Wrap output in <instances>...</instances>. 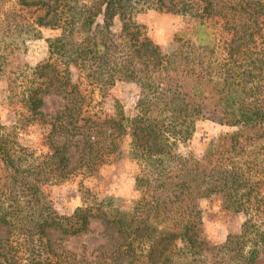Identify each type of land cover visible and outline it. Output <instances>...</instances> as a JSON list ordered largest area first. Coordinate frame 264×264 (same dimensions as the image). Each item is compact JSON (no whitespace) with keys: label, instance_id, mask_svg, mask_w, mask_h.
<instances>
[{"label":"trees","instance_id":"obj_1","mask_svg":"<svg viewBox=\"0 0 264 264\" xmlns=\"http://www.w3.org/2000/svg\"><path fill=\"white\" fill-rule=\"evenodd\" d=\"M4 1L0 75L27 119L50 129L46 151L37 153L0 120V264H264V0ZM148 3L182 18L169 52L132 20ZM40 27L58 31L46 38L54 60L29 74L26 66L10 70V39L24 42ZM123 78L138 84L133 114L119 103L110 115L91 113L94 92L86 93L81 81L103 96ZM49 95L59 106L50 119ZM202 120L227 131L199 158L175 153ZM126 136L128 157L139 166L132 206L112 211L100 201L57 213L47 186L118 158ZM70 148L79 151L74 166ZM244 190L254 193V207L237 233L210 245L196 201L219 195L237 211ZM92 218L103 227V242L88 255L67 249L62 241L88 234Z\"/></svg>","mask_w":264,"mask_h":264},{"label":"rangeland","instance_id":"obj_2","mask_svg":"<svg viewBox=\"0 0 264 264\" xmlns=\"http://www.w3.org/2000/svg\"><path fill=\"white\" fill-rule=\"evenodd\" d=\"M5 6L8 1H4ZM132 20L139 27L142 35L148 37L164 52H169L174 46L175 34L183 28L182 18L160 10L154 3L138 6L132 15ZM100 22V20H98ZM120 23L114 20L113 29L119 31ZM38 35L25 38L10 39L13 46V54L9 59V69H25L29 74L31 68L39 63L53 61L49 57L46 38L57 34L58 31L48 27L37 28ZM8 41V42H10ZM28 67L30 69H28ZM29 78H31L29 76ZM77 78L73 71V80ZM82 88L92 94L88 110L101 116L110 115L114 111L115 103H119L126 116H131L139 95L138 84L133 79H119L113 85L108 86L104 95L88 83L82 80ZM94 89V90H93ZM96 90V91H95ZM7 88L6 76L0 75V120L6 131H16L18 141L40 153L46 151V135L50 125H40L27 119L28 112L17 101L10 98ZM55 96L49 95L46 100L45 111L48 117L59 109L54 102ZM227 128L210 120L197 121L189 140L178 142L173 150L185 159L199 158L210 147L221 132ZM130 139L126 136L122 143V154L118 158L110 159L102 164L94 172L88 173L77 170L67 179L51 184L46 188V195L53 209L59 214H71L77 207L100 204L103 201L104 208L112 211L128 210L132 203L138 199L139 191L135 187L134 177L139 170L138 164L131 160L127 154ZM78 149L70 148V165L74 166L78 160ZM240 205L237 211L227 209L219 195H211L196 201V210L201 218V228L205 240L210 245H218L225 241L228 234L237 233L249 211L254 207V193L241 191ZM260 222H264V215ZM104 232L97 218H92L90 232L86 235L66 238L63 245L76 254L88 255L103 242ZM210 256L209 254L207 255ZM208 260V259H207ZM195 263V262H194ZM190 259H180L175 264H194Z\"/></svg>","mask_w":264,"mask_h":264}]
</instances>
